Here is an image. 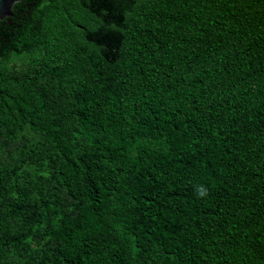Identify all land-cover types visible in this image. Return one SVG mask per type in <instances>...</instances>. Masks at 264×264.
<instances>
[{"label":"trees","instance_id":"1","mask_svg":"<svg viewBox=\"0 0 264 264\" xmlns=\"http://www.w3.org/2000/svg\"><path fill=\"white\" fill-rule=\"evenodd\" d=\"M0 264H264V0L16 3Z\"/></svg>","mask_w":264,"mask_h":264},{"label":"water","instance_id":"2","mask_svg":"<svg viewBox=\"0 0 264 264\" xmlns=\"http://www.w3.org/2000/svg\"><path fill=\"white\" fill-rule=\"evenodd\" d=\"M20 1L22 0H0V21L11 18L14 15L15 4Z\"/></svg>","mask_w":264,"mask_h":264},{"label":"clouds","instance_id":"3","mask_svg":"<svg viewBox=\"0 0 264 264\" xmlns=\"http://www.w3.org/2000/svg\"><path fill=\"white\" fill-rule=\"evenodd\" d=\"M197 194L199 196H207L208 195V189L204 185H200L196 189Z\"/></svg>","mask_w":264,"mask_h":264}]
</instances>
